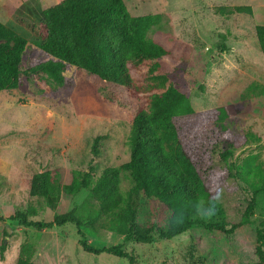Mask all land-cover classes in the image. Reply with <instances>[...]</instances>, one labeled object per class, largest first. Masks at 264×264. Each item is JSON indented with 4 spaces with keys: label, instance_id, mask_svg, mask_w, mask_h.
Listing matches in <instances>:
<instances>
[{
    "label": "rangeland",
    "instance_id": "rangeland-1",
    "mask_svg": "<svg viewBox=\"0 0 264 264\" xmlns=\"http://www.w3.org/2000/svg\"><path fill=\"white\" fill-rule=\"evenodd\" d=\"M57 1L62 0H47L45 7ZM123 1L133 16H161L159 26L147 38L169 51V56L158 60L168 85L184 93L198 112L224 107L231 129L260 138L259 143L236 151L232 160L235 179L251 198L264 176V61L254 31L256 25H264V0ZM219 6H250L253 12L222 16L214 10ZM13 19L16 22L7 26L27 40V48L18 88L0 91V158L13 159L25 183L34 172L49 171L61 185L74 179L91 185L103 169L128 161L132 117L138 104H146L147 96L127 99L120 90L112 93L113 88L75 68L64 72V86L47 81L42 73L26 74L45 58L39 55L36 38L19 21L35 25L39 19L35 12ZM146 70L130 71L142 87ZM189 79L198 84L191 87ZM119 186L129 193L133 183L128 173L120 174ZM135 198L137 222L147 225L151 209L141 195ZM255 198L252 222L230 235L206 229L218 215H205L210 204L202 202L188 231L171 240L153 234L147 244L123 243V237L110 229L108 218L98 211L88 188L63 192L54 209L43 198L36 200L44 211L39 220L48 222L54 214L74 210L89 246L101 249L122 244L136 264H251L257 260L256 230L264 224V192ZM28 206L37 205L27 197V211ZM45 208L49 209L45 212ZM66 226L64 241L56 251L61 257L56 258L58 262L53 258L52 264H128L114 255L84 252L76 227Z\"/></svg>",
    "mask_w": 264,
    "mask_h": 264
},
{
    "label": "trees",
    "instance_id": "trees-1",
    "mask_svg": "<svg viewBox=\"0 0 264 264\" xmlns=\"http://www.w3.org/2000/svg\"><path fill=\"white\" fill-rule=\"evenodd\" d=\"M214 10L222 16L252 14L250 6ZM160 20L159 14L131 15L123 0H62L44 10L38 24L19 21L36 38L39 55L45 58L26 74L42 73L47 81L64 86V72L75 68L113 88L112 93L120 90L127 99L147 96L146 104H138L132 117L127 162L103 169L91 185L74 179L64 186L49 171L34 172L26 182L28 195L43 198L53 208L63 192L88 188L98 211L108 218L110 229L123 237V243L147 244L153 234L163 240L178 237L192 227L202 202L214 207L218 215L206 229L230 235L252 222L255 196L264 192L263 176L251 198L245 196L233 174L232 160L236 151L259 143L260 138L231 129L224 107L198 112L184 93L168 85L158 60L169 56V51L147 38ZM254 31L264 61V25H256ZM26 48L27 40L0 22V91L18 88ZM142 67L147 68L145 87L130 72ZM196 81L188 82L195 87ZM123 172L133 183L128 194L119 186ZM137 195L151 209L147 225L137 222ZM28 217V211H15L9 218L0 216V221H16L38 231L73 224L84 252L114 255L136 264L122 244L101 249L89 246L74 210L55 214L49 222H33ZM256 243L257 260L251 264H264V224L256 230ZM30 249L29 244H22L15 264H34L27 255ZM3 251L1 248L0 259Z\"/></svg>",
    "mask_w": 264,
    "mask_h": 264
},
{
    "label": "crops",
    "instance_id": "crops-1",
    "mask_svg": "<svg viewBox=\"0 0 264 264\" xmlns=\"http://www.w3.org/2000/svg\"><path fill=\"white\" fill-rule=\"evenodd\" d=\"M46 1L47 0H0V22L7 26L16 22L17 19H13L16 15L31 16V13L35 12L39 19V23L42 18V12L47 9V7H45ZM58 2L60 1H57V3ZM30 18L33 19V17ZM23 174L21 169L14 167L13 159L4 158L3 160L0 158V181L5 183V185L0 186V188H2L0 189V216L9 218L15 211L26 213L27 210L24 208L27 205L28 197L33 204L37 205L28 206V220L42 222L39 218H42L44 211L38 208V200H36L38 197L28 196V186L24 181L25 178ZM64 186H66V184ZM56 204H54L53 209L55 207L58 208ZM48 209L49 208H45V212ZM54 215H52V218ZM66 225L67 224L60 227L54 226L49 229L38 231L32 226H21L16 221H0V249L4 248L2 252L3 259H0V264H15L20 252V246L25 243L31 246L27 255L34 264L54 263L53 258L57 261L56 258L61 257L59 253L56 254V251L59 245L64 241V234L66 233L64 229L67 228ZM9 226L12 227L10 231ZM51 248L54 250H51ZM51 253H53V255Z\"/></svg>",
    "mask_w": 264,
    "mask_h": 264
},
{
    "label": "clouds",
    "instance_id": "clouds-1",
    "mask_svg": "<svg viewBox=\"0 0 264 264\" xmlns=\"http://www.w3.org/2000/svg\"><path fill=\"white\" fill-rule=\"evenodd\" d=\"M212 214H214V207H209L205 213V215L207 216H211Z\"/></svg>",
    "mask_w": 264,
    "mask_h": 264
}]
</instances>
